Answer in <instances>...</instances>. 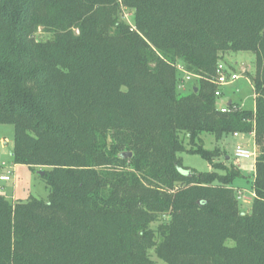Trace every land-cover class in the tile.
Returning a JSON list of instances; mask_svg holds the SVG:
<instances>
[{
	"label": "trees",
	"instance_id": "16d2710c",
	"mask_svg": "<svg viewBox=\"0 0 264 264\" xmlns=\"http://www.w3.org/2000/svg\"><path fill=\"white\" fill-rule=\"evenodd\" d=\"M229 52L256 55L254 110L221 112ZM178 65L202 78L187 96ZM0 125L15 128L14 164L50 188L47 201L0 195V264H157L153 250L166 264H264V0H0ZM235 133L259 152L249 212L240 168L202 139Z\"/></svg>",
	"mask_w": 264,
	"mask_h": 264
},
{
	"label": "rangeland",
	"instance_id": "374dc122",
	"mask_svg": "<svg viewBox=\"0 0 264 264\" xmlns=\"http://www.w3.org/2000/svg\"><path fill=\"white\" fill-rule=\"evenodd\" d=\"M120 19L127 25L134 28V12L128 9H121ZM38 41H47L51 39L50 35L44 34L41 31L35 36ZM256 55L252 52H229L222 55L219 65L233 73L241 76L235 84L223 88L224 98L220 101V105L229 103V100L236 102L242 109L254 110L255 97L254 88L251 83V76L256 74ZM201 79L195 78L193 81L187 83L180 89L182 96H187L192 93L191 89L200 85ZM184 143L189 147V142L185 136H181ZM202 139L204 146L208 150H214L216 147L222 148L231 158V162L240 168L243 178L238 179L234 183V189L237 192H242L245 197L241 201L242 209L245 212L251 210L252 201L254 199V175L256 160H235L234 150L237 141L228 138L222 143H217L215 138L209 134H203ZM15 128L12 125H0V176L12 173V180L10 182L0 181V195L5 196L9 201H23L26 202L30 197L47 201L50 196V188L39 171L31 169L23 165H15L13 162L12 151L14 149ZM245 142L248 143L249 148L259 155L258 149L255 145L252 136H246ZM183 160V166L188 169L195 170L199 173H207L211 167L207 161L200 156H193L188 154H180ZM5 165V167H3ZM158 224L152 225V229L156 230ZM233 245L232 242H229ZM150 255L157 264H166L160 260L155 251H151Z\"/></svg>",
	"mask_w": 264,
	"mask_h": 264
},
{
	"label": "built area",
	"instance_id": "2783aa9c",
	"mask_svg": "<svg viewBox=\"0 0 264 264\" xmlns=\"http://www.w3.org/2000/svg\"><path fill=\"white\" fill-rule=\"evenodd\" d=\"M177 69L184 75L181 88H183L187 83L193 81L195 78L202 79L200 76H194L186 72L182 65H178ZM240 78L241 76H239L238 74L233 73L227 69H224L222 65H219L217 69V76L214 80V84L217 86L216 97H219V98L223 97L222 89L235 84L238 80H240ZM221 112L222 113L230 112L228 108V103L222 107ZM248 136L249 137L252 136L254 138L255 134L250 133ZM245 138H246L245 135H241L239 133H235L233 135V139L237 141V144L234 150L235 160L237 161L256 160L258 157V154L249 148L248 143L245 142ZM3 167H5V165H3ZM11 180H12V173L10 172L7 175L4 174L0 176L1 182H9ZM243 197H245L244 194L242 192H238V200L242 201Z\"/></svg>",
	"mask_w": 264,
	"mask_h": 264
},
{
	"label": "water",
	"instance_id": "95a60500",
	"mask_svg": "<svg viewBox=\"0 0 264 264\" xmlns=\"http://www.w3.org/2000/svg\"><path fill=\"white\" fill-rule=\"evenodd\" d=\"M232 104V102H230L229 104H228V106H230ZM129 157V158H131L132 157V154L130 153V154H128V155H124V157ZM229 159V158H228ZM39 174L41 175V176H44V172L43 171H39Z\"/></svg>",
	"mask_w": 264,
	"mask_h": 264
},
{
	"label": "crops",
	"instance_id": "0c3cea01",
	"mask_svg": "<svg viewBox=\"0 0 264 264\" xmlns=\"http://www.w3.org/2000/svg\"><path fill=\"white\" fill-rule=\"evenodd\" d=\"M223 98H224V96H223ZM223 98H222V99H223ZM230 102H234V101H233V100H229V103H230ZM229 103H228V104H229ZM234 103H236V102H234ZM225 104H227V102H225ZM225 104H224V105H225ZM9 182H10V181H9ZM253 196H254V194H253Z\"/></svg>",
	"mask_w": 264,
	"mask_h": 264
}]
</instances>
